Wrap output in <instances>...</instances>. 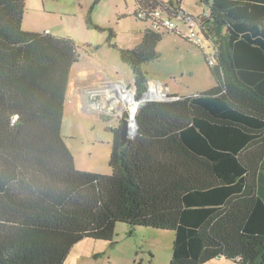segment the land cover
Here are the masks:
<instances>
[{
  "label": "trees",
  "instance_id": "obj_1",
  "mask_svg": "<svg viewBox=\"0 0 264 264\" xmlns=\"http://www.w3.org/2000/svg\"><path fill=\"white\" fill-rule=\"evenodd\" d=\"M135 2L142 39L120 58L138 98L142 65L176 33L151 14H187L182 0ZM200 2L214 86L146 102L121 149L122 123L106 127L104 175L77 170L60 133L78 47L23 30L25 0H0V264H64L83 239L112 244L119 224L172 232L170 264H264V0Z\"/></svg>",
  "mask_w": 264,
  "mask_h": 264
},
{
  "label": "rangeland",
  "instance_id": "obj_2",
  "mask_svg": "<svg viewBox=\"0 0 264 264\" xmlns=\"http://www.w3.org/2000/svg\"><path fill=\"white\" fill-rule=\"evenodd\" d=\"M182 7L194 17L206 11L200 0H183ZM135 10V0H98L96 4L94 0H25L22 28L71 38L79 54V62L70 75L72 94L82 83L77 79L78 71L84 69L88 80L96 85L92 88L101 89L109 97L118 96L123 114L130 118L128 99L123 100L130 86L124 87L123 81L130 83L133 77L120 58V50H133L142 39L145 23L134 19ZM173 20L176 33L164 31L157 45L160 57L142 65L147 81L159 82L170 96L177 97L211 89L214 80L203 54L210 58L213 44L198 34L196 28L195 40L189 41L190 32L184 22ZM86 114L89 115L68 94L61 136L72 152L77 170L109 175L112 133L106 128L103 116L94 118ZM127 120L130 133V119ZM173 237L169 231L145 227L131 231L128 225L119 224L112 244L83 239L73 247L65 264H170ZM209 264L232 263L212 261Z\"/></svg>",
  "mask_w": 264,
  "mask_h": 264
},
{
  "label": "built area",
  "instance_id": "obj_3",
  "mask_svg": "<svg viewBox=\"0 0 264 264\" xmlns=\"http://www.w3.org/2000/svg\"><path fill=\"white\" fill-rule=\"evenodd\" d=\"M169 1V0H167ZM183 1V0H182ZM167 7H165L166 9ZM145 12H138V17L143 19V17L145 16ZM174 17V15L171 13L170 15L167 14H161V12L159 10L154 11L151 14V17L158 21L161 20L162 21V26H164L165 28H167L168 30H174L175 28V23L174 20L171 18ZM206 16V13H203L202 16H199L198 18H194V17H190L187 15V17H184V24L187 25L190 28V35L188 40H195V37L197 36L194 31L193 28L194 26H199L198 22L200 19L204 18ZM158 24H155V26H157ZM198 42V39L196 40ZM198 44V43H196ZM210 64H212V60H210L209 62ZM124 84L123 86H130V91L128 92V94L126 96H124V99H128V103L129 101L132 102V104H135V110L133 111V113H131V117H130V121H132V132H134L135 128H134V118H135V114L138 111V109L140 107H142L146 102L149 101H165L167 100V98L170 96V93L168 91V89L163 86L162 84H160L159 82L156 81H147L146 82V86L143 92H141V94L139 95V97L137 98L138 92L136 91L135 87H134V81H131L130 83H127V81H123ZM121 85V84H120ZM115 86V85H114ZM113 86V87H114ZM101 89L97 88L98 93H100ZM101 94H103V97L99 96V104L102 106H100L98 108L99 112L104 114L105 116H107L105 122H106V127L107 128H112L115 127L116 121H118L121 118V115L123 114V109L120 105V99L118 96H111L109 97L108 94H104V92ZM122 99V98H121ZM118 103V104H116ZM116 104V105H115ZM115 105V106H113ZM109 117V119H108ZM130 134H132V132L129 129Z\"/></svg>",
  "mask_w": 264,
  "mask_h": 264
},
{
  "label": "crops",
  "instance_id": "obj_4",
  "mask_svg": "<svg viewBox=\"0 0 264 264\" xmlns=\"http://www.w3.org/2000/svg\"><path fill=\"white\" fill-rule=\"evenodd\" d=\"M182 7V6H181ZM183 9V7H182ZM184 11V9H183ZM185 12V11H184ZM186 13V12H185ZM203 13V12H202ZM201 13V14H202ZM188 15V13H186ZM201 14L199 15H196V17H194L193 15L190 16V14L188 16L190 17H194V18H198ZM187 26V25H186ZM189 32L191 31L190 28L187 26ZM194 28H196L197 30V33L199 34V32L202 34L199 26H194ZM194 28H193V31H194ZM36 32V31H35ZM46 32V31H45ZM195 32V31H194ZM49 33V32H48ZM196 33V32H195ZM196 33V34H197ZM79 62V61H78ZM74 67V66H73ZM89 76H88V72L87 71H84V69L78 71V76H77V79L82 82L81 85H78L76 90L73 92L72 94V89H71V86H70V82H72V80H70L69 82V86H68V91H67V95L69 94L70 97L74 98V100H76V104L77 106L80 108L81 111H86L89 115L87 116H93L94 118H101V116H103L104 120H106L107 116H105L104 114L100 113L98 108L101 106L98 102V100L100 99L99 98V94H98V91H97V88H94L95 89V93H90L89 92V89L92 88L93 86H96L94 84V82H90L88 80ZM76 79V78H75ZM133 79V78H132ZM102 107V106H101ZM101 116H100V115ZM109 119V117H108ZM70 257V254L69 256L67 257V259ZM66 259V260H67ZM66 260L64 262V264L66 263ZM215 261H218V262H222L221 260H215ZM69 264H76V262H73V263H69Z\"/></svg>",
  "mask_w": 264,
  "mask_h": 264
},
{
  "label": "water",
  "instance_id": "obj_5",
  "mask_svg": "<svg viewBox=\"0 0 264 264\" xmlns=\"http://www.w3.org/2000/svg\"><path fill=\"white\" fill-rule=\"evenodd\" d=\"M136 85V84H135ZM89 92L90 93H95V89L94 88H90L89 89ZM134 132H132V134L128 133V124L126 122H123L122 123V127H121V132H120V135H121V142H120V149L125 145L127 144V141L134 137L135 134H136V131H137V124H136V121H135V118H134Z\"/></svg>",
  "mask_w": 264,
  "mask_h": 264
},
{
  "label": "bare ground",
  "instance_id": "obj_6",
  "mask_svg": "<svg viewBox=\"0 0 264 264\" xmlns=\"http://www.w3.org/2000/svg\"><path fill=\"white\" fill-rule=\"evenodd\" d=\"M101 93V92H100ZM99 93V94H100ZM121 93V92H120ZM100 97H103L102 94L99 95ZM121 98H123V96H121ZM124 100V98H123ZM126 100V99H125ZM135 107L136 105L135 104H132V102L129 101V104H128V108L131 110V113H133V111L135 110ZM130 131L132 132V121H130Z\"/></svg>",
  "mask_w": 264,
  "mask_h": 264
},
{
  "label": "flooded vegetation",
  "instance_id": "obj_7",
  "mask_svg": "<svg viewBox=\"0 0 264 264\" xmlns=\"http://www.w3.org/2000/svg\"><path fill=\"white\" fill-rule=\"evenodd\" d=\"M132 81H133V79H132ZM136 91H137V85H136ZM124 113V112H123ZM126 114H122L121 115V118L118 120V121H116V124H115V126L117 127L119 124H121V123H123V122H128V120L127 119H130L128 116H125ZM125 118H127V119H125Z\"/></svg>",
  "mask_w": 264,
  "mask_h": 264
},
{
  "label": "clouds",
  "instance_id": "obj_8",
  "mask_svg": "<svg viewBox=\"0 0 264 264\" xmlns=\"http://www.w3.org/2000/svg\"><path fill=\"white\" fill-rule=\"evenodd\" d=\"M134 81V80H133ZM135 82V81H134Z\"/></svg>",
  "mask_w": 264,
  "mask_h": 264
}]
</instances>
